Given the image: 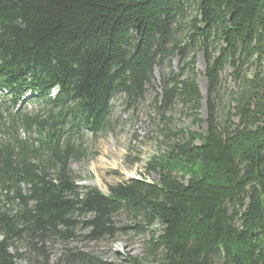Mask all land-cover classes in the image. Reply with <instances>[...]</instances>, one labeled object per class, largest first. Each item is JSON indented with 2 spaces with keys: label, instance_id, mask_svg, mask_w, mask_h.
Listing matches in <instances>:
<instances>
[{
  "label": "trees",
  "instance_id": "trees-1",
  "mask_svg": "<svg viewBox=\"0 0 264 264\" xmlns=\"http://www.w3.org/2000/svg\"><path fill=\"white\" fill-rule=\"evenodd\" d=\"M157 68L161 117L181 106L205 132L174 135L151 164L157 183L81 188L70 163L84 133L108 129L112 99L145 102ZM223 72L236 88L226 101ZM0 88L13 94L0 104V264H17L22 244L49 264L46 244L78 230L99 243L155 228L144 252L159 264H264V0H0ZM28 90L39 108L12 113ZM119 216L134 225L117 227ZM70 251L57 264H107Z\"/></svg>",
  "mask_w": 264,
  "mask_h": 264
},
{
  "label": "rangeland",
  "instance_id": "rangeland-1",
  "mask_svg": "<svg viewBox=\"0 0 264 264\" xmlns=\"http://www.w3.org/2000/svg\"><path fill=\"white\" fill-rule=\"evenodd\" d=\"M171 69L177 73L180 61L174 59ZM196 72L198 74V86L203 101L199 113L200 119L207 118L206 97L207 81L205 78V62L202 53L197 54ZM170 69L165 62L163 70L166 76ZM161 72L158 68L154 71L155 88L148 92L145 102L134 109H126L123 96L112 99V113L108 129L95 138L89 133H84L81 141L80 160L70 163V170L77 185L81 188H97L105 195L109 194V188L127 182L132 179L145 180L148 183L159 182V173L151 171L154 159L168 156L174 144L180 142L174 135L183 132H196L203 134L206 130L203 124H194L193 117L182 112L181 106L176 107L163 119L157 108L160 106L162 94L159 90ZM226 72L223 78L221 96L226 101L229 91H234V84L228 79ZM158 88H157V87ZM159 95L156 106V95ZM181 179L182 175L177 174ZM188 178L185 179V182ZM117 227L133 226L134 223L123 216L116 219ZM158 228L138 235L134 230L120 231L115 240H104L99 243H90L83 239L86 231H77V238L70 242H49L45 246V254L49 264H57L64 257L67 250L70 252H83L99 258L107 264H128L130 260L137 259L141 264H159L148 258L144 252V243L149 240L152 232L159 233ZM2 238L0 237V240ZM13 252V250H12ZM19 253L23 255L16 260L17 264H44V256H38L35 251L28 249L24 244L20 246ZM69 254V253H68Z\"/></svg>",
  "mask_w": 264,
  "mask_h": 264
},
{
  "label": "bare ground",
  "instance_id": "bare-ground-1",
  "mask_svg": "<svg viewBox=\"0 0 264 264\" xmlns=\"http://www.w3.org/2000/svg\"><path fill=\"white\" fill-rule=\"evenodd\" d=\"M84 132V131H83ZM86 132V131H85Z\"/></svg>",
  "mask_w": 264,
  "mask_h": 264
}]
</instances>
